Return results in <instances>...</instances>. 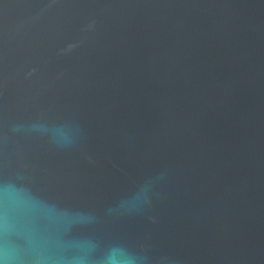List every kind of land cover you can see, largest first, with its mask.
Returning <instances> with one entry per match:
<instances>
[{
  "label": "water",
  "instance_id": "1",
  "mask_svg": "<svg viewBox=\"0 0 264 264\" xmlns=\"http://www.w3.org/2000/svg\"><path fill=\"white\" fill-rule=\"evenodd\" d=\"M0 264H264V0H0Z\"/></svg>",
  "mask_w": 264,
  "mask_h": 264
}]
</instances>
